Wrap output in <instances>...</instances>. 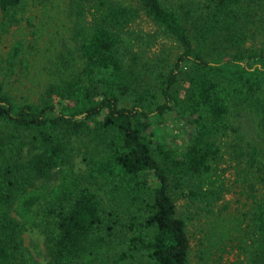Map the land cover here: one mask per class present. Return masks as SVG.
<instances>
[{
	"label": "trees",
	"instance_id": "obj_1",
	"mask_svg": "<svg viewBox=\"0 0 264 264\" xmlns=\"http://www.w3.org/2000/svg\"><path fill=\"white\" fill-rule=\"evenodd\" d=\"M27 1L0 0V43ZM63 1L72 33L37 99L10 86L25 44L0 59V264H192L195 218V264H264V0ZM143 14L180 50L155 81L126 38ZM166 115L186 142L162 132Z\"/></svg>",
	"mask_w": 264,
	"mask_h": 264
},
{
	"label": "rangeland",
	"instance_id": "obj_2",
	"mask_svg": "<svg viewBox=\"0 0 264 264\" xmlns=\"http://www.w3.org/2000/svg\"><path fill=\"white\" fill-rule=\"evenodd\" d=\"M163 1L174 6H178L185 1L190 2V0ZM27 2L28 9L24 14L21 25L13 27L10 34L3 36L4 39L0 43V59L5 57L9 45L13 44L16 40H21L25 44L23 54L27 66L18 69L21 75H16L10 78L9 81L16 95L23 96V99L35 100L38 98L49 78L47 70L49 67V59L59 50L58 47L62 39L70 38L73 19L66 11V4L63 0H28ZM85 16V20L89 21V14H85ZM129 29L133 31V35L127 34L128 36L126 38L131 37L129 42H131L135 50L140 52L141 71L146 73L147 80H157L155 77L157 70L165 65L161 57L166 55L168 57L167 64L173 63L180 52L179 47L175 41L165 37L156 23L145 14L133 21ZM137 34L154 36V41L152 44H146V46L141 47L136 38ZM165 52L166 54H164ZM161 128L168 140L174 141L177 144L186 142L190 134V128L176 120L174 116L166 115V120ZM227 141V138L223 139L224 144ZM75 165L78 170L83 168L81 156L75 159ZM224 179L232 190L225 194L220 204L229 202V209L232 211L238 205V191H240L239 184L233 182L234 175L232 168L225 172ZM177 203L178 210H182L186 206L185 200H179ZM198 222L195 218L189 224V233L193 246L192 264H195L197 260L195 257L197 251L196 243L198 236H200ZM24 242L33 255L42 262L45 261L42 237L36 230H26L24 233Z\"/></svg>",
	"mask_w": 264,
	"mask_h": 264
}]
</instances>
